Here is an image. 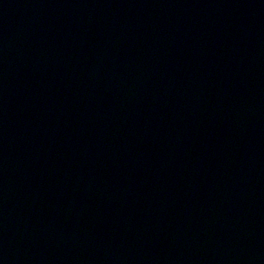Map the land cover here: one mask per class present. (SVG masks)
Instances as JSON below:
<instances>
[{"label": "water", "instance_id": "1", "mask_svg": "<svg viewBox=\"0 0 264 264\" xmlns=\"http://www.w3.org/2000/svg\"><path fill=\"white\" fill-rule=\"evenodd\" d=\"M0 264H264V0H0Z\"/></svg>", "mask_w": 264, "mask_h": 264}]
</instances>
